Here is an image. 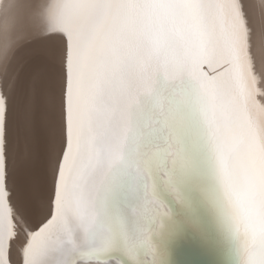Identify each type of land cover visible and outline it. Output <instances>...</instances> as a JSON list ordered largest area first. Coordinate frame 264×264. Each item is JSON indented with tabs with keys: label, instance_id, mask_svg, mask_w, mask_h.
Here are the masks:
<instances>
[{
	"label": "bare ground",
	"instance_id": "obj_1",
	"mask_svg": "<svg viewBox=\"0 0 264 264\" xmlns=\"http://www.w3.org/2000/svg\"><path fill=\"white\" fill-rule=\"evenodd\" d=\"M170 2L0 0V264H264V0Z\"/></svg>",
	"mask_w": 264,
	"mask_h": 264
},
{
	"label": "snow or ice",
	"instance_id": "obj_2",
	"mask_svg": "<svg viewBox=\"0 0 264 264\" xmlns=\"http://www.w3.org/2000/svg\"><path fill=\"white\" fill-rule=\"evenodd\" d=\"M80 3L81 0H56L49 10V17L58 26L64 25L71 10ZM163 7L179 11L185 24L203 20L210 26L222 24L236 29L242 26V14L247 17L249 26L255 22V14L241 0H172ZM261 18L264 19V14ZM162 40L179 51L184 40L183 28H171L163 34ZM34 69L38 73L43 72V64L37 60ZM68 264H76L74 255Z\"/></svg>",
	"mask_w": 264,
	"mask_h": 264
},
{
	"label": "water",
	"instance_id": "obj_3",
	"mask_svg": "<svg viewBox=\"0 0 264 264\" xmlns=\"http://www.w3.org/2000/svg\"><path fill=\"white\" fill-rule=\"evenodd\" d=\"M206 65V64H205ZM203 64V67L205 66ZM214 71H217L214 70ZM211 73H213V71H211ZM250 180H247V182L249 183ZM245 193L247 194V196L252 200L254 201L255 199V195L254 193L250 190H247V188L245 189ZM252 203V202H251ZM248 213H249V216L252 217L250 223L251 225L248 224L249 226V235H251L254 239V243H259L258 245H264V220L260 217L259 215V211L260 209L258 207H253V206H249L248 208ZM51 218H49L45 223H43L37 230L35 231H39ZM254 243H252V247H254ZM241 253V251H240ZM238 257V255H237ZM252 259L253 257L250 258L249 262L252 263ZM241 264V262H236L235 264Z\"/></svg>",
	"mask_w": 264,
	"mask_h": 264
}]
</instances>
